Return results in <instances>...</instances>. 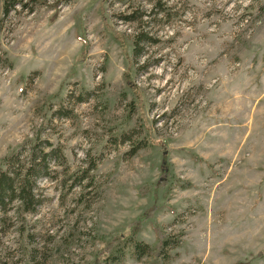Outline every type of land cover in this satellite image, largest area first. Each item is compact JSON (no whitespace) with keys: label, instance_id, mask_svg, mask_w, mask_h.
<instances>
[{"label":"rangeland","instance_id":"obj_1","mask_svg":"<svg viewBox=\"0 0 264 264\" xmlns=\"http://www.w3.org/2000/svg\"><path fill=\"white\" fill-rule=\"evenodd\" d=\"M37 1L0 2V166L37 140L65 162L34 212L0 214V264H96L162 232L182 233L162 264H264V0ZM136 10L160 42L135 62Z\"/></svg>","mask_w":264,"mask_h":264},{"label":"trees","instance_id":"obj_2","mask_svg":"<svg viewBox=\"0 0 264 264\" xmlns=\"http://www.w3.org/2000/svg\"><path fill=\"white\" fill-rule=\"evenodd\" d=\"M0 2H2L4 16H8L16 6L25 10L29 9L30 11L32 9V5L30 6V4L40 3L37 0H0ZM155 8L158 9V13L154 15L160 14L161 19L166 20V23L174 15L161 1H157ZM139 10L131 13H122L118 16L121 22L137 25L138 30L133 32L131 40L132 55L135 62L147 55V51H150L152 46H156L160 42L159 37L154 31L155 27L147 28L144 26L147 24V21L144 19L145 13ZM160 61L161 59H156L153 64L158 65ZM89 94V92L84 91L81 95L75 97L71 93L68 98L74 103H82L87 99L84 95ZM58 113L61 114L60 117L62 118H67L70 115V111L63 108L59 109ZM20 154L21 152L15 155H8L2 161L5 168L2 169L0 166V214L6 213L8 205L15 201L18 205L17 208L20 210L34 212L42 202L40 195L36 194V181L39 178H50L53 172L51 167L54 165L62 166L65 162L62 153L52 147L49 141L45 140H37L26 155ZM181 237L182 233L167 236L162 232L159 236V245L156 249L136 239L134 235H130L124 239L115 238L105 248L107 252L106 257L96 264H121L127 255L137 261L143 257L153 255L157 259L162 260V264L171 259V256L168 255V250L179 247Z\"/></svg>","mask_w":264,"mask_h":264}]
</instances>
